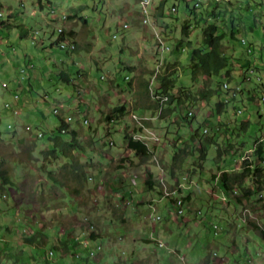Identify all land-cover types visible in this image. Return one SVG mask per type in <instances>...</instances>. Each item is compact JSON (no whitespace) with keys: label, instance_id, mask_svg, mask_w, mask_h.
<instances>
[{"label":"rangeland","instance_id":"rangeland-1","mask_svg":"<svg viewBox=\"0 0 264 264\" xmlns=\"http://www.w3.org/2000/svg\"><path fill=\"white\" fill-rule=\"evenodd\" d=\"M193 1L200 2V12L186 8ZM183 2L179 17L166 26L165 38L174 45L183 37L186 49L165 54L168 78L175 80L169 92L176 95L182 87L186 93H181V104L174 99L161 115L147 89L140 87L145 70L155 62L153 31L164 24L143 26L150 4L0 0V20L7 21L0 24V106L7 110L5 120L0 117V162L14 182L0 178V264H208L207 258L216 264H264V190L239 199V189L226 193L219 179L224 170L244 168V152H252L250 144L264 130V102L258 100L264 95V0ZM11 11L15 17H9ZM160 11L155 3L151 14ZM199 16L227 33L223 50L234 64L232 78L191 77L188 37L181 28L184 22L193 26L189 39L201 45L202 24L192 23ZM126 22L130 28L123 31ZM73 27L77 34L70 36ZM59 28L76 41L74 50L58 44ZM28 57L36 68H45L32 79L33 89L27 78L20 80L32 99L21 108L22 121L5 105L22 104L21 96L4 92L1 83L9 79V67L25 68ZM64 65L73 68L71 74L77 68L81 73L66 82L59 74ZM126 69L137 72L132 86L124 79L130 74ZM102 74L109 75L105 81ZM79 87L82 106H68L79 96ZM58 100L66 104L64 115L73 117L70 126L80 144L67 150V156L60 151L63 143L56 149L54 133L49 135L59 124L53 112ZM218 101L224 102L220 109ZM187 106L189 119L182 118ZM135 113L146 119L142 132L153 136L147 157L130 149L125 139L141 129ZM9 121L17 125L8 127ZM37 128L43 137L37 136ZM229 143L233 148L226 150ZM219 147L224 150L220 157ZM252 155L254 165L259 164ZM245 183L252 186L251 176ZM173 190L185 198L188 212L183 216L174 213V201L166 195ZM91 233L100 235L92 238Z\"/></svg>","mask_w":264,"mask_h":264},{"label":"trees","instance_id":"trees-1","mask_svg":"<svg viewBox=\"0 0 264 264\" xmlns=\"http://www.w3.org/2000/svg\"><path fill=\"white\" fill-rule=\"evenodd\" d=\"M230 1V0H229ZM40 3H42V0H39ZM51 2V1H50ZM165 2V0H163ZM44 4H41V7H43ZM236 6V5H235ZM188 7V4H187ZM191 10V9H190ZM211 15V14H210ZM1 17V16H0ZM11 17V14L9 15ZM204 21V22H203ZM7 21H2L0 20V24L6 25ZM192 23H199L202 24V29H203V39L202 43L199 46H194L193 42L191 39L187 40V43L189 44V71L191 74V77L193 79H196L198 76H206V77H215V76H221L222 74L224 77L230 79L232 78V70L234 71V64L230 61L228 56L224 53L223 50V39L225 35L227 34L226 32L218 31V26L216 22H207L204 20L203 16H199L198 18L194 19ZM231 24L233 23V18L232 21L230 22ZM190 27L191 25L188 22H184L182 26V32L189 37L190 35ZM232 29L231 32V37L235 38V31L233 27H230ZM72 30L68 32V35H71ZM67 39L66 33L62 32L59 37L57 38V42L60 40ZM184 38H180L176 42V48L177 50H173V53L179 52V47H181L184 44ZM71 42L69 41L68 45H70ZM62 46V45H61ZM29 66L31 64H28ZM60 76L61 78L67 82L70 81L69 74L66 73L65 71H60ZM64 77V78H63ZM169 76H162V85L164 93L168 94V99L166 100V103L169 105L171 101L174 99H178L179 104H181L182 97L181 93H186L185 90H183L182 87H178L176 95L172 94L169 92L170 89H173L174 87V79H169ZM201 93L204 96H209L211 95V92L208 90H202ZM224 104L223 101H218L217 102V108L220 109L222 105ZM124 108V107H123ZM121 108L123 111L124 109ZM188 110L190 109V106H187ZM170 110V107L167 108ZM183 115L182 118L189 119V117L186 115ZM182 115V114H181ZM59 121H61V126L64 125V121L60 116H58ZM61 126H55L52 127L54 132H57V130L61 129ZM261 127L264 128V122H261ZM57 129V130H56ZM2 131V130H0ZM198 133V130L195 129L191 133L192 139L193 135H196ZM70 135L69 139L63 138L61 134L56 133L53 136V141H54V146L56 149V145H61L63 143V148H59L60 151L67 156V150L72 149V148H77L79 147V142L77 140V131L72 129L70 132H68ZM1 136V135H0ZM258 138V137H257ZM256 138V139H257ZM125 139L127 141V146L135 151L136 153L140 154L141 156H149V149L147 145L137 139H134L130 135H125ZM211 143H213L212 139L209 138ZM254 144L251 143L250 147L253 146ZM233 148V144L229 143L228 148H225L226 150ZM54 150H52L53 152ZM201 155L203 158L206 157V148L205 146H201ZM218 151V156L224 152L222 148H217ZM60 154V152H59ZM255 155L256 159L259 160L258 162L254 165V159L253 155L252 158H243V166L244 168L240 171L236 172H228L227 170H224L220 173V186L222 190L226 193H230L235 190V187L239 189L240 195L239 199L242 198H249L255 193L256 191H262L264 190V139L261 140L259 143H257L255 150L253 152ZM180 158V156H179ZM175 159H178V156L175 157ZM261 162V163H260ZM251 176V183L252 186H247L245 181L246 178ZM0 178L5 182L6 184H13V180L10 175L7 174L6 170L4 167H2V163L0 162ZM150 185H152V182L150 180H146ZM154 182V181H153ZM184 197V196H183ZM185 199V198H184ZM253 227L256 229H259L260 227L256 222H252ZM100 235V234H98ZM90 237H95L94 233H91Z\"/></svg>","mask_w":264,"mask_h":264},{"label":"clouds","instance_id":"clouds-1","mask_svg":"<svg viewBox=\"0 0 264 264\" xmlns=\"http://www.w3.org/2000/svg\"><path fill=\"white\" fill-rule=\"evenodd\" d=\"M183 1H186V0H165V2H163V0H153V3L151 4L152 7H151V9L149 10V13H148L149 15L146 14V13H143L142 17L144 18V20L141 21L143 26H148V24H151L154 21L164 22V24L162 25L161 29L164 30L165 32L162 31V30L161 31L159 30V32H158L157 28H156V30L153 31V33L155 34V38H153L154 42L152 41L153 47H152L151 50L154 49V52H152V56L155 59L154 65L153 66H148L150 68L147 67L146 70L144 69L145 70L144 78L146 79V82L144 84H146V89L149 92L150 96L152 97L154 103H156V108L159 110V114H161V115L165 114L167 112V110H168L167 109L168 108V104L166 103V100L168 99V94L164 93L163 87H161V85H162L161 77L162 76H169L167 74V63H166V62H169V58L165 54V51H169V54H173V50H177V48H176L177 40L175 41L174 45H172L165 38L166 37V32L168 30L166 28V26L170 25L171 21H174L175 18L179 17V15H180L179 14V3L180 2L184 3ZM155 3H159L160 4L161 11L159 13L151 14L153 5ZM172 6H175L176 8L173 10ZM185 6L189 10L191 9L190 12H194V11L200 12L201 11L199 9L200 8V2L199 1H197L195 3L193 1V4H192L191 7L189 5L187 7V4H185ZM49 7L52 10V12H54V10L51 8L52 7V3L51 2H49ZM3 15L4 14L2 12V15H0V16L2 17ZM62 17H67V15L63 14ZM184 19H186V18H184ZM192 27L193 26H191L190 29ZM128 28H130L128 22L124 23L121 26V30H123V31H126ZM59 30H60V34L62 32H65L63 28H59ZM181 31H182V28H181ZM70 36H72V35H70ZM66 37H67V39L60 40L58 42V44L60 46L62 45V47L63 46H68L71 50H74L76 48V43H75L76 41L74 39H72V38H69L67 36V33H66ZM113 37L116 38L117 35L115 34ZM188 39H189V37H188ZM69 41L71 42L70 45H68ZM243 42L245 43L246 40L244 39ZM185 49H186V45H185V42H184V44L181 47H179V50H185ZM248 49H251V47H249ZM30 66H33V65H30ZM25 69H26V67L23 68L22 70L24 71ZM126 70H128L130 72V74L128 73L127 75H125L124 79H125V81L127 83V86H132V85H134L135 75L137 74V72L133 71L132 69L131 70L130 69H126ZM80 71L81 70L78 69V70H76L77 73H74V74H71V73L68 72L69 77H70V81H71L72 77L73 78L75 76L77 77L81 73ZM146 71H148V72H146ZM108 76L109 75H107V74H105V75L102 74L101 75V80L105 81L108 78ZM115 76L112 77V80L115 79ZM4 82H6V85H3ZM225 82H228V81H225ZM225 82H223V85H224ZM115 84H117L116 81H115ZM228 84H229V82H228ZM1 85H2L3 88H8L9 87V84H8L7 81H2ZM70 85H76V84H74L72 82ZM229 87H230V84L228 85L227 88H229ZM78 92H79V94H78L79 96H77L76 101L71 102V103L68 101L69 102L67 104L68 106H71V107H73V106H75V107L82 106V101H81L82 99H80L81 98L80 97L81 96L80 92H82V91L80 90V87L78 89ZM14 96L20 97V94L19 93H15ZM263 96L261 98H258L260 103L264 102V100L262 99ZM164 97H165V99H162ZM14 100L17 102V98H14ZM57 103L59 105H57L54 108L53 112L55 113V115L57 117L60 116L62 118V120L65 122L64 125H62V126H61V123H60L61 121H59L58 125H55V126H59V125L61 126L60 130L56 129L57 132H59L60 134L63 135L65 133L68 134V132H70L72 129L76 130L74 127L71 128V126H70V123H72V121H73V117L71 115H69L67 117L64 115L63 110H64V106H66V104L63 101H58ZM85 104L86 103H84V105ZM5 105L7 107H12L13 112L16 113V115L19 118V120H22L21 119V117H22L21 108H20V106L18 104L16 106H14L11 102H6ZM186 110H187V114L186 115L188 117H190L192 115V111L188 110V108H186ZM239 112H242V111L239 110ZM132 113H134V112H132ZM135 115H136V116H134L135 119L133 118V120H136L139 123V126L141 127V129L135 130L136 132L134 131L132 134H129V135L132 136L134 139H137V140H140V141L144 142L147 145L148 149H149V154H151V151H152L151 149L152 148H151V144L148 141L151 140L153 136L151 137L150 135L144 134L142 132V129L145 128L146 119L145 118L143 119V116L137 115L136 113H135ZM83 121H84V123L88 122L87 119H84ZM16 125H17L16 122L12 123L10 121L7 124L8 127H12V128H14ZM39 129L41 130V128H37V136L38 137H43V132L40 131ZM204 130L207 131V127ZM51 133L56 134V132H54L52 128L50 129L49 135H52ZM154 139H158V138L156 137ZM263 139H264V130H263L262 135L258 136L256 141L254 142V145L250 147L252 152L248 153V151H247L248 149H247L244 152L242 159L243 158H252V154H253V152L255 150V147H256L257 143H259ZM161 180H163V179H161ZM176 192H177L176 190H173L171 192L167 191L166 195H169L168 197L174 201V205H175L174 213H177L178 215L183 216L184 214H186L188 212V210L186 208L187 204H186V201H185L183 195L176 194ZM160 242L163 243V241L160 240L159 244H160ZM161 246H164V243Z\"/></svg>","mask_w":264,"mask_h":264},{"label":"crops","instance_id":"crops-1","mask_svg":"<svg viewBox=\"0 0 264 264\" xmlns=\"http://www.w3.org/2000/svg\"><path fill=\"white\" fill-rule=\"evenodd\" d=\"M21 2H23V0H21ZM9 14H11V17H15L16 16V13L14 12L13 13V11H11ZM70 30H72V33H71V35L73 36L74 34L76 35L77 34V31H76V29L73 27V29H70ZM21 35L22 36H24V35H26V32L25 31H21ZM140 41V40H139ZM142 43V45H144V43L143 42H141ZM152 43V42H151ZM141 49H142V47H140ZM144 49V48H143ZM14 50V49H13ZM6 56H9V54L8 53H6ZM14 61V59H11V62H13ZM31 62H33L32 60H31V57H28V59H26V61H25V67H26V69L23 71L22 69L21 70H19V69H17V67L16 68H14V70L12 71V67H9L10 69L8 70V73H6V74H9L8 76H9V79H5V80H3V81H7L8 82V84H9V87L7 88V89H5V88H3L2 87V89L4 90V92H8V91H10L11 90V92L13 93V94H15V93H19L20 94V96H21V100H23L22 102V104H20V103H18V105L20 106V108H22V106H26V104L27 103H31V101H32V99H31V97H29V95H28V93L25 95V89L26 88H24L25 86H23V88L22 87H20L21 86V84H22V81H20L21 79H28V84L32 87V89H33V82H32V79H35V80H37L38 79V77L41 75V73L43 72V70H44V68H45V66L44 65H42V66H40V67H37L36 68V64L33 62V63H31ZM14 64V63H13ZM28 64H31V65H33V66H29ZM35 64V65H34ZM17 66H19V65H17ZM64 67L65 68H61V70H59V74H60V71H65L66 73H72V71H74L73 70V68L72 67H66L65 65H64ZM31 68H33V69H31ZM29 69V70H28ZM79 68H77L76 70H78ZM21 71H23L22 72V74H21ZM28 71H29V73H28ZM61 77V76H60ZM113 77V76H112ZM64 78V77H63ZM14 82L16 83V85L14 86L13 84H14ZM140 87L142 88V90H146V84H140ZM28 91L30 92V94H32L31 93V90H30V88L28 89ZM42 98H43V100H46L47 101V94L46 95H43L42 94ZM5 101H8V100H5ZM59 101V100H58ZM70 102V101H69ZM1 107V122L3 121V120H5L3 117H4V112H6L7 110H5L2 106H0ZM23 119H25V118H23ZM23 119H22V121H23ZM44 119L45 118H43L40 122H41V124H43L44 126H45V121H44ZM24 122H25V120H24ZM21 125V124H20ZM2 128H1V126H0V130H1ZM3 130V129H2ZM154 181V180H153ZM96 236H98V235H96ZM95 236V237H96ZM177 250H180V249H178L177 248ZM179 256H181V255H179ZM209 258H210V256H209ZM206 263H208V264H216V262H214V260H212V259H208L207 258V262Z\"/></svg>","mask_w":264,"mask_h":264},{"label":"built area","instance_id":"built-area-1","mask_svg":"<svg viewBox=\"0 0 264 264\" xmlns=\"http://www.w3.org/2000/svg\"><path fill=\"white\" fill-rule=\"evenodd\" d=\"M142 1H144V3H145V5H147V4H152L153 3V0H142ZM176 7L175 6H172V9L174 10ZM144 13H146V14H148L149 13V11H147V9H145V12ZM1 15H2V12H1ZM149 15V14H148ZM61 30V29H60ZM3 85H6V82H4L3 83ZM162 99H165V97L164 98H162ZM263 100H264V98H262ZM181 201V200H180ZM160 245H163V243L162 242H160Z\"/></svg>","mask_w":264,"mask_h":264},{"label":"bare ground","instance_id":"bare-ground-1","mask_svg":"<svg viewBox=\"0 0 264 264\" xmlns=\"http://www.w3.org/2000/svg\"><path fill=\"white\" fill-rule=\"evenodd\" d=\"M0 15H1V11H0ZM228 85H229L228 82H225V83H224V86H225V87H228ZM263 98H264V96H263ZM136 123H137V122H136Z\"/></svg>","mask_w":264,"mask_h":264}]
</instances>
